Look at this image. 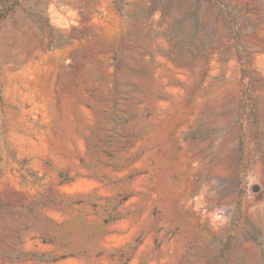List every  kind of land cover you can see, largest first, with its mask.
Masks as SVG:
<instances>
[{
	"label": "rangeland",
	"instance_id": "rangeland-1",
	"mask_svg": "<svg viewBox=\"0 0 264 264\" xmlns=\"http://www.w3.org/2000/svg\"><path fill=\"white\" fill-rule=\"evenodd\" d=\"M0 264H264V0H0Z\"/></svg>",
	"mask_w": 264,
	"mask_h": 264
},
{
	"label": "water",
	"instance_id": "water-1",
	"mask_svg": "<svg viewBox=\"0 0 264 264\" xmlns=\"http://www.w3.org/2000/svg\"><path fill=\"white\" fill-rule=\"evenodd\" d=\"M258 190H259L258 187H254V188H253V191H254V192H258Z\"/></svg>",
	"mask_w": 264,
	"mask_h": 264
}]
</instances>
